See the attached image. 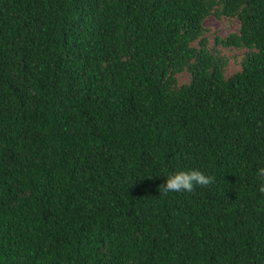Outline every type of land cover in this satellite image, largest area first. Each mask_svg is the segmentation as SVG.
<instances>
[{"label": "trees", "instance_id": "obj_1", "mask_svg": "<svg viewBox=\"0 0 264 264\" xmlns=\"http://www.w3.org/2000/svg\"><path fill=\"white\" fill-rule=\"evenodd\" d=\"M261 168L264 0H0V264H264Z\"/></svg>", "mask_w": 264, "mask_h": 264}, {"label": "rangeland", "instance_id": "obj_2", "mask_svg": "<svg viewBox=\"0 0 264 264\" xmlns=\"http://www.w3.org/2000/svg\"><path fill=\"white\" fill-rule=\"evenodd\" d=\"M206 35L208 37V46L217 51L219 57L226 58L227 63L224 67L226 77H230L242 70L243 58L246 56L248 49L245 47L237 48L233 46H224L216 43V36L226 37L230 33L239 30L240 22L237 18H218L215 14L208 16L205 19ZM199 45L198 42L194 43ZM179 84H186L190 81V76L187 71H183L177 75Z\"/></svg>", "mask_w": 264, "mask_h": 264}, {"label": "clouds", "instance_id": "obj_3", "mask_svg": "<svg viewBox=\"0 0 264 264\" xmlns=\"http://www.w3.org/2000/svg\"><path fill=\"white\" fill-rule=\"evenodd\" d=\"M248 51L250 48L246 47ZM243 68V63H242ZM165 181L159 185V191L167 194L170 192L191 191L195 185H207L213 177L199 168H180L168 172ZM258 176L264 181V168L259 169ZM259 191L264 192V182L260 184Z\"/></svg>", "mask_w": 264, "mask_h": 264}]
</instances>
